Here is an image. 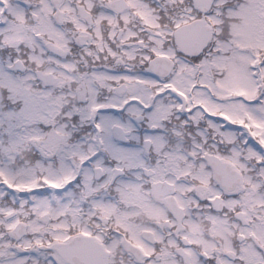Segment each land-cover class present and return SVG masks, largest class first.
<instances>
[{
    "label": "snow or ice",
    "instance_id": "6c2138e0",
    "mask_svg": "<svg viewBox=\"0 0 264 264\" xmlns=\"http://www.w3.org/2000/svg\"><path fill=\"white\" fill-rule=\"evenodd\" d=\"M0 264H264V0H0Z\"/></svg>",
    "mask_w": 264,
    "mask_h": 264
}]
</instances>
